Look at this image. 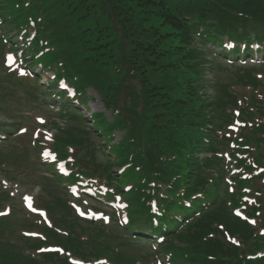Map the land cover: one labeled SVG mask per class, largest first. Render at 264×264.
Listing matches in <instances>:
<instances>
[{"label":"rangeland","instance_id":"rangeland-1","mask_svg":"<svg viewBox=\"0 0 264 264\" xmlns=\"http://www.w3.org/2000/svg\"><path fill=\"white\" fill-rule=\"evenodd\" d=\"M42 1H47L49 5V11L43 9V13H55L50 27L32 25L30 16L26 14H30L38 25L43 24L42 15L37 8L38 0H27L22 8L17 2L13 4L10 0H0V11L3 14L0 15V19L2 23H7V26L6 24L1 26L0 35L3 29L10 28L6 29V34L14 40L13 45L7 42L8 39L4 40V46L0 42V188L6 195L5 200H2L3 192L0 190V209L6 204L10 205V214L5 216L10 218L0 223V256L4 259L2 264H38L27 257L29 254L25 249L24 236L27 234L25 230L38 231L40 228L37 217L26 212L29 209L25 207V199L32 197L30 201L33 207L37 204V199L44 200L38 195L39 187L42 188L41 196L49 192L55 199L48 187L49 180L39 177L51 176L52 173L46 170L44 166L46 164L41 163V160L49 161L51 157L43 158L36 152L33 143L36 132L34 121L38 120V115L44 117L46 122L42 117L39 118L41 123L37 135L42 133L45 136L63 138L66 134L62 131L69 129V123H72L76 134L79 133L76 129L81 126L89 130L87 140L93 144L92 147L67 148L76 169L82 172L80 178L84 182L100 185L106 183L109 191H115L117 178L121 180L122 189L133 186L143 188L149 182L152 191H155L158 197L174 198L181 190L186 174L192 172L190 169L192 162L197 164V169L202 172L204 180H209L207 185L200 189L202 195L215 190L211 189L212 184L219 185L225 176L233 175L229 171L235 170L231 182L228 183L230 193L227 195L226 206L222 205L211 212L218 218L219 223L228 222L231 211L240 212L242 215V209L249 205L245 197L253 195L252 189L261 187V183H258L261 173L257 175L258 180L252 181L247 177L258 173L257 169H260L263 161L261 154L264 155L261 151L264 148L260 150L253 147L254 141H259L264 146V63L260 64L264 61L262 60L264 56L258 53L235 56L231 49L225 47L224 50L220 41L226 40L228 36L221 34L230 31L236 36L245 35L249 40L264 37V0H151L153 3L163 2L175 12L182 13L193 8L195 17L200 14L207 16L209 22L204 25L201 35L196 37L191 45L192 52L197 54L193 62H182L181 57L176 56L172 50L173 46H177L174 34L170 27L163 23L160 12L154 6L145 8L141 3L138 5L135 0ZM19 11L23 14L20 15ZM63 12H67L64 17ZM17 20H21L23 24L16 30L12 27ZM34 20L32 21L35 22ZM123 21L125 23L128 21L127 23L138 31L137 34L143 40L152 39L154 32H160L162 38L159 45L162 54L151 56L153 64L148 61L143 63L139 59L142 53L134 57L128 56L133 45L129 42L131 36L128 35L126 38L123 33ZM63 22L66 23L65 27L55 26ZM148 28L150 31L144 34ZM48 29L53 31L51 35L48 34L50 32ZM207 30L212 32L204 34ZM103 33L106 38L108 36L115 40L112 45L114 56L108 58L109 63L106 66H109L108 78L120 79L115 81L120 85L122 92L116 93L115 98L117 100L120 94H123L119 108L125 123L116 122L117 118L120 119V114L113 113L104 106L100 92V85L105 82L104 76L93 75L94 68H100V63L104 59L96 64L88 63V60L97 56L100 47L102 55L108 54L106 45L101 43L104 40ZM78 37H81L83 43L77 49L82 47L88 49V58L82 72L78 68L70 67L67 59L65 68L59 66L60 63L56 61L60 58L62 45L67 44L61 39L75 41ZM89 42L93 45H89ZM56 46L58 50L50 52L55 51ZM68 46L69 49L72 48ZM13 47L31 64L39 77L43 73L46 85L39 82L34 69L24 67L23 60L18 57ZM41 48L43 53L40 51ZM221 50H224V56L219 54ZM127 58L131 59L126 61ZM28 60L36 61L38 64ZM167 64L178 67H167L168 70L163 71L153 70L154 67L159 68ZM185 75L196 78L198 100L194 103L188 102L184 94L186 89L179 86L184 84ZM146 79H151V83L144 84L147 82ZM60 80L64 81L63 89ZM73 88H79L82 91L81 96L77 97L72 92ZM43 91L45 93L42 94ZM171 97L184 100L180 103L182 107L176 112L170 108ZM159 99L166 100V105L159 102L153 106L155 100ZM199 104L204 108L201 116L190 109L193 105L197 109ZM63 105L74 113V118L67 117V113L64 117L57 115L58 109H62ZM165 106L168 109L163 112V118L155 117L154 108L163 109ZM242 106L247 108L243 109ZM47 108L51 112L49 117L46 114ZM12 110L14 114L11 113ZM93 115L94 124H98L97 127L94 126L95 130L91 129ZM50 120L56 125L54 126ZM261 123L263 125H260ZM102 125H106L104 130ZM126 125H129L130 129ZM197 127L201 128L207 138H204L201 145L194 147L190 141L199 140L195 133H192ZM260 133L263 137L255 138ZM97 136L99 138H96ZM122 144L126 146L118 151ZM91 149L94 150L93 153L90 152ZM48 150L52 156L53 151L50 148ZM192 150L194 156L186 157V152ZM233 150L245 151L240 154L242 159L239 161L244 159L249 166L250 163H256L257 169L252 168L249 173L244 172L245 164L238 162L234 164L229 160V154L234 158ZM137 153H140L141 159L137 162L138 167H135L134 161L130 159ZM226 161L229 164L224 168ZM127 162H130V165L126 166ZM54 169L61 170L59 165ZM240 174L242 178H239ZM93 176L97 179H93ZM36 178L39 187L35 182ZM66 184V181L60 182L67 192L68 199L73 200L82 213L86 215L98 213L105 216V219L108 215L109 225L104 224L107 223L106 220L99 221L100 218L95 221H99L98 225L107 227L111 233V237L93 233L92 235L99 241L111 246L115 253H120L121 259L148 255L150 258L148 264L161 263L162 255L159 246L158 248L156 246L155 238L146 240L135 238L130 232L131 228L124 229L121 225L124 213L114 208L111 202L96 200L89 195L80 194L78 190H68ZM59 191L60 196L64 197L65 191L62 189ZM117 205L122 210L124 205L122 198L116 197L115 206ZM212 207L213 205L210 206ZM36 208L47 210L43 205H37ZM8 209L0 214L6 213ZM158 209L168 213L170 210H176V207L162 205L161 208L158 206ZM55 213L60 212L55 210ZM150 213L148 211L149 217ZM148 216L143 213V216H136L133 222L140 223V218L150 221ZM58 227L63 231L67 230ZM92 232L87 228V222L79 221V227H75L72 235L75 237L81 235L89 240L92 238ZM250 237L248 234L247 241L251 240ZM186 239L185 235L171 239L170 247L175 251H183ZM256 239L260 241V237ZM246 255L247 252L232 249L227 251L225 247L216 254L217 257H223L226 262L223 264H245L242 258ZM31 256L34 258V254ZM95 258L97 257L86 260ZM142 263L146 264L141 260L135 264ZM260 264H264V261Z\"/></svg>","mask_w":264,"mask_h":264},{"label":"trees","instance_id":"trees-1","mask_svg":"<svg viewBox=\"0 0 264 264\" xmlns=\"http://www.w3.org/2000/svg\"><path fill=\"white\" fill-rule=\"evenodd\" d=\"M18 4H20L21 8L23 5V0H17ZM137 4H142L143 7L148 6H154L156 7L157 11L160 12V18L162 19L163 23L170 27L174 34V38L176 39L177 46H173L172 50H174L176 56L181 57V61L185 62H193L197 54L192 52L191 45L194 42V39L201 35V29L204 28V25L209 22L208 18L204 14H200L198 16L193 15V8H189L188 10L180 13L175 12L173 10H170L163 2H157L153 3L151 0H135ZM248 1V0H244ZM37 8L40 11L42 15V21H43V28L47 25V27H50L53 23V15L54 12H50L49 14L46 13L49 11V5L47 1L38 0ZM45 9L46 12L43 13L42 10ZM22 12V11H21ZM24 13H26L24 11ZM67 12L62 13V17L66 16ZM122 21V20H121ZM124 22V21H123ZM128 22V21H127ZM124 22L123 26V33L128 37V35L131 36V39L129 42L133 45L131 51L129 52V57H134V55H137L138 53H142L140 56V60L145 63V61H148L150 64H153L151 61V56L153 57L157 55L162 54L161 45H159V41L161 40V34L160 32H154V38L149 40H143L142 37L137 34L138 31L130 26L128 23ZM57 27H65L66 23H60L55 24ZM129 25V26H127ZM136 27V26H135ZM50 32H48L49 35L53 33L51 29H48ZM150 31V28L146 30L144 34H148ZM211 30H207L204 34L211 33ZM41 34V31H40ZM41 36V35H40ZM230 36V35H228ZM102 37L104 40H102L101 43H104L107 47L106 51L108 54L101 53L102 47L99 48V52L97 53V56H94L90 60H88V63L91 62L93 64L100 63V68L95 69L93 71V75H100L102 74L105 78V82L100 85V92L102 94V100L104 103V106L106 109L111 110L113 113L118 112L120 114V119L117 118L116 122L125 123L126 121L122 118V114L120 112L119 104L120 100L123 98V94H120L118 99L116 100L115 94L121 93V88L118 82L119 78H108V71L109 66L107 67L109 63V57L114 56V51L112 49V45L115 42L114 38L112 37H105V33L102 34ZM233 38V36H230ZM68 45H70L72 48L69 49V46L67 44H63L61 47V53L60 58L56 61L62 60L63 68H65V65L68 64L70 67L78 68L81 72L84 69V64L86 63V58L88 49L81 48L77 49L78 47L82 46L83 40L81 37H78L75 41H68L67 39H61ZM244 40V39H240ZM258 43H260L261 47L264 48V41L261 39H257ZM49 43V42H48ZM89 45H93L92 42L88 43ZM247 46H245V50H249V42H247ZM49 45H51L49 43ZM75 47V48H73ZM92 47V46H91ZM240 47V46H239ZM235 49H238V46L235 47ZM58 50V47H55V51L50 52H56ZM75 50V51H73ZM171 50V48H170ZM67 59V61H66ZM79 59V61H78ZM131 58H127L126 61L130 60ZM184 59V60H183ZM54 61V62H56ZM179 65L181 64L180 61ZM79 63H82L83 65H79ZM111 67V66H110ZM167 67H173L177 68V65L174 64H167V66H159V68L154 67L153 70L157 71H163L168 70ZM145 81V80H143ZM146 83H151V79H146ZM183 85L179 84L180 88H185L184 94L186 95V98L188 99L189 103H194L197 101V90L198 86H196V78L194 76H186L183 80ZM159 85L158 83H156ZM156 87V86H155ZM77 89L78 95H81V90L79 88ZM161 103V105H166V100H155L153 103V106L158 105V103ZM184 100H179L177 97H171L170 101V108H173L176 112L179 110L182 105L180 103H183ZM118 107V109H117ZM186 108L187 105H184ZM168 109L167 106L163 109H157L154 108L155 117H161L163 118V112ZM190 109L194 111L195 114L201 116V113L203 111L202 104H199L197 109L193 106H190ZM97 123L95 126L97 127ZM160 126V125H159ZM106 125H102V129L104 130ZM128 129H130L129 125H126ZM192 133H195L197 139L199 140H192L190 141L191 144H193L194 147H197L199 144H202V141L204 138H207V135L201 130L200 127L194 128L192 130ZM255 138H262V137H255ZM166 140V136L164 138ZM255 146L260 149L263 147V144H261L259 141H254ZM126 144H122L118 151H120L121 148H124ZM188 155L194 156L193 150L190 152H186V157ZM262 157V156H261ZM141 159L140 153H137L136 156L134 155L130 161H134V166H137V162ZM187 159V158H186ZM263 160V158H262ZM193 164H190V169H192V172H189L184 177V184L182 185L181 190H179L174 198H168V197H159L158 202L160 205V208L162 205H168V206H175L176 210H170L168 213L162 212L159 210V213H152L150 211V206L148 203H145L151 196V194H155V191H152L151 184L147 182L143 188L141 187H134L132 188L131 192L132 194L128 193L127 197L130 199V203L133 207H143V209L148 210L150 213V221L151 224H149V228L151 230L152 234L159 235L160 232H163V236L167 239L162 243V249L165 252V255L170 259L172 262H176L177 264H223L226 263L223 257H217L216 254L221 251L225 245L223 242L220 241L219 235L222 234L223 230L221 227L224 228L228 233H231V235H236L240 240L242 246H237L234 244H231L229 242L226 244V250H234V251H246L247 247H250V245H255V248H252L251 250H247L248 252H253L254 250L261 249L264 247V239L261 241V243H257L253 240L247 241V235H252L251 227L246 223V219L240 220L232 215V212L230 213V220L228 222L219 223V220L216 216H213V212H211L213 209L226 206V199L227 195H229L230 191L227 187V182L223 179H221V183L219 185L212 184L211 189H215L212 192H206L205 194H201L200 189L205 187L208 183V179L204 180V176L200 169H197V164L195 162H192ZM243 163V162H241ZM188 164V162H186ZM185 166L187 167L188 165ZM262 164H264V161H262ZM74 167V166H73ZM79 168H81L80 165H78ZM225 168V166H224ZM223 168V169H224ZM82 173L80 170L72 171V180L74 181L77 178V174ZM76 175V176H75ZM188 177V178H186ZM141 184V183H140ZM157 191V190H156ZM139 197L140 203H136L134 201H131L132 197ZM190 199L193 203L185 206L184 200ZM256 202L258 206L250 208V211H247L248 215L256 216L257 218V225L252 227H257L261 222H264V188L260 191L259 195L256 198ZM210 208V206H212ZM157 208L155 209V211ZM257 212V213H256ZM157 216L158 222L157 224H153L151 217ZM221 226V227H220ZM169 232V233H168ZM187 236V239L185 241V246L183 248V251H175L172 250L170 247V240L175 239L180 236ZM41 244L40 240H32L30 242L31 247H38ZM48 256V254H46ZM30 258L29 256H27ZM47 259L46 257H44ZM43 258V259H44ZM42 259V260H43ZM4 261L3 257L0 256V264H2ZM32 261L36 262L34 259ZM242 261L245 262V264H260L261 261H264V255L262 257H255V258H247L243 256ZM38 263V262H36ZM39 264V263H38Z\"/></svg>","mask_w":264,"mask_h":264},{"label":"bare ground","instance_id":"bare-ground-1","mask_svg":"<svg viewBox=\"0 0 264 264\" xmlns=\"http://www.w3.org/2000/svg\"><path fill=\"white\" fill-rule=\"evenodd\" d=\"M43 82L45 81V79L42 80Z\"/></svg>","mask_w":264,"mask_h":264},{"label":"snow or ice","instance_id":"snow-or-ice-1","mask_svg":"<svg viewBox=\"0 0 264 264\" xmlns=\"http://www.w3.org/2000/svg\"><path fill=\"white\" fill-rule=\"evenodd\" d=\"M31 206V205H30ZM43 251V250H42Z\"/></svg>","mask_w":264,"mask_h":264}]
</instances>
